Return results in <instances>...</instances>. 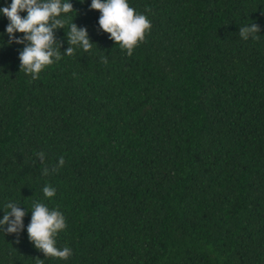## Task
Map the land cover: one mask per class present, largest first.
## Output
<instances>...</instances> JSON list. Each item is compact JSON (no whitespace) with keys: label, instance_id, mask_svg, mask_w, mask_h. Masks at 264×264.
<instances>
[{"label":"trees","instance_id":"16d2710c","mask_svg":"<svg viewBox=\"0 0 264 264\" xmlns=\"http://www.w3.org/2000/svg\"><path fill=\"white\" fill-rule=\"evenodd\" d=\"M69 2L62 58L35 80L0 14V219L26 212L0 264H264V0H128L151 22L131 56L91 0ZM72 22L89 52L64 54ZM251 23L259 40L239 35ZM33 202L65 217L67 260L30 242Z\"/></svg>","mask_w":264,"mask_h":264},{"label":"clouds","instance_id":"9594fccd","mask_svg":"<svg viewBox=\"0 0 264 264\" xmlns=\"http://www.w3.org/2000/svg\"><path fill=\"white\" fill-rule=\"evenodd\" d=\"M90 10H98L101 16L98 20L99 29L110 34L109 39L118 44L121 49L126 50L128 56L133 54L134 48L139 42L144 41L145 33L151 29V22L144 14H138L129 6L128 0H91ZM27 12L26 17H21V12ZM74 11L69 0H11V4L0 8V14L5 16L9 23L6 33L9 36L8 43L24 45L19 52L20 71L32 74V79H38V74L46 66L51 65L54 60H61V43L56 39L54 30L65 28V19L58 17ZM150 12V8L145 9ZM23 33L20 38L15 33ZM260 27L251 23L239 28V35L244 40L251 37L259 40ZM69 47L64 51L66 55H73L79 46L85 52H89L94 43L89 38L85 27H78L74 22L69 26L66 33ZM101 62L107 64V57H101ZM41 164H44L45 153H36ZM65 164L61 156L56 165L51 169L43 168V175L56 172ZM46 198L54 197L56 189L45 185L42 189ZM15 202L5 204L3 219H0V231L6 234H19L24 230L23 218L26 212L17 206ZM32 216L27 233L34 247L42 251L46 258L55 257L67 260L73 253L71 248L58 249L54 237L66 228L65 217L58 210L49 208L40 202H33ZM6 226V227H5ZM43 264V260H39Z\"/></svg>","mask_w":264,"mask_h":264}]
</instances>
